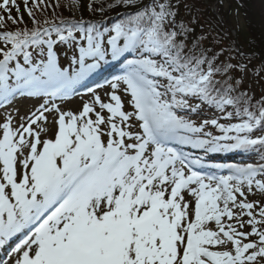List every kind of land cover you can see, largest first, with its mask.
I'll list each match as a JSON object with an SVG mask.
<instances>
[{
  "label": "snow or ice",
  "instance_id": "6c2138e0",
  "mask_svg": "<svg viewBox=\"0 0 264 264\" xmlns=\"http://www.w3.org/2000/svg\"><path fill=\"white\" fill-rule=\"evenodd\" d=\"M182 7L0 0V264H264V63Z\"/></svg>",
  "mask_w": 264,
  "mask_h": 264
},
{
  "label": "trees",
  "instance_id": "16d2710c",
  "mask_svg": "<svg viewBox=\"0 0 264 264\" xmlns=\"http://www.w3.org/2000/svg\"><path fill=\"white\" fill-rule=\"evenodd\" d=\"M228 1V0H227ZM230 8L239 13L241 18L245 21V30L243 33L239 31L237 47L236 41L230 29H228V21H226L225 2L226 0H219L218 15L212 11V5L217 0H186L191 6V11H186L181 8V15L186 16L188 19L195 17L198 21L196 32L199 34L202 30L205 34L211 28V35L220 39L221 43L217 46V50L221 47L227 48L231 46L233 49L239 50L240 53L248 54L252 57V63L259 67L264 63V15L262 4L264 0H231ZM19 2V0H18ZM211 4V5H210ZM15 15V13H13ZM67 15V13H65ZM115 15V12H113ZM223 18L225 23L219 18ZM25 20L27 16L25 15ZM200 25H203L201 29ZM235 54V52H234ZM259 86V85H258ZM259 92L261 91L259 87Z\"/></svg>",
  "mask_w": 264,
  "mask_h": 264
},
{
  "label": "rangeland",
  "instance_id": "374dc122",
  "mask_svg": "<svg viewBox=\"0 0 264 264\" xmlns=\"http://www.w3.org/2000/svg\"><path fill=\"white\" fill-rule=\"evenodd\" d=\"M206 1L208 2L209 0H206ZM231 3H232L231 0H228V1L226 0V2H225V7H224L225 10L224 11L227 15L225 19H226V21H228V29L232 28L234 30V33H233L235 35L234 39L236 38V40L238 41L239 35H242V34H239V31L241 33H243V31L245 30V26H244L245 21L243 20V18H241V16L239 15V13L237 11L230 8ZM218 6H219V0H217V2L212 5V11L217 15H218V8H217ZM262 8H263V15H264V4H262ZM230 32H232V31L230 30ZM258 89H259V86L256 85L257 95L259 94ZM83 91H85V89H81V92H83ZM77 102H78V100H77ZM244 153H254V159H250V160H252V161H250V163L258 162L261 159V155H262V153L259 150L244 151ZM245 164H248V163H245ZM241 165H244V164H241Z\"/></svg>",
  "mask_w": 264,
  "mask_h": 264
},
{
  "label": "bare ground",
  "instance_id": "6f19581e",
  "mask_svg": "<svg viewBox=\"0 0 264 264\" xmlns=\"http://www.w3.org/2000/svg\"><path fill=\"white\" fill-rule=\"evenodd\" d=\"M238 49H240V48H238ZM17 241H18V239L12 241L11 242V245L14 244V243H16ZM9 250H10L9 247H5L3 249H0V257L1 258H4V259H7V253L9 252Z\"/></svg>",
  "mask_w": 264,
  "mask_h": 264
}]
</instances>
